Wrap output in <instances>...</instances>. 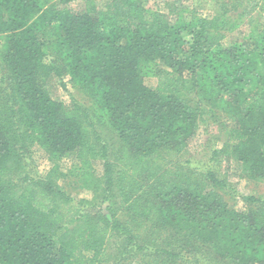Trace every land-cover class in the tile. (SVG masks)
<instances>
[{"label": "trees", "instance_id": "obj_1", "mask_svg": "<svg viewBox=\"0 0 264 264\" xmlns=\"http://www.w3.org/2000/svg\"><path fill=\"white\" fill-rule=\"evenodd\" d=\"M70 1L0 0V264H108L127 253L194 264L204 251L264 264V198L246 195L239 209L211 168L179 163L199 122L220 119L225 139L211 158L264 181V24L241 27L264 0H211L209 15L175 0L168 12L147 0ZM52 75L91 106L54 99L43 85ZM101 128L126 147L127 175L113 173ZM33 146L48 154L43 175L25 168ZM97 152L104 185L87 209L63 189L59 161L74 154V180L96 190L86 165ZM137 238L155 249L131 252Z\"/></svg>", "mask_w": 264, "mask_h": 264}, {"label": "rangeland", "instance_id": "obj_2", "mask_svg": "<svg viewBox=\"0 0 264 264\" xmlns=\"http://www.w3.org/2000/svg\"><path fill=\"white\" fill-rule=\"evenodd\" d=\"M174 0H147V4L159 8L161 11L168 12V4H171ZM176 5L179 7H188L195 9L197 14L201 15H209L211 13L212 7L216 6L214 2L211 0H203L202 4L196 7V3L194 0H175ZM67 6L71 8H84L86 7V0H71ZM211 11V12H210ZM251 23L247 24L245 21L241 27L244 29L246 33L247 30L255 25L256 28L259 24H264V10H257L251 15ZM242 33L240 32L239 28L231 32L228 38L225 40V44L227 45L231 39L240 38ZM4 70L0 67V77L3 75ZM68 77L63 76L58 78L56 76H50L48 80L43 81V85L45 90H47L50 95L54 98L59 100L61 103L69 105L73 99L80 102V104L86 105L88 107L91 106V102L87 98V96L83 92H76L70 84L67 82ZM148 84H153L154 79L148 78ZM62 83H65L63 85ZM91 113V112H90ZM223 120L217 119L216 122L205 124L203 121H200L198 124V128L194 136L190 139L187 148L181 153L179 158V163H182L185 166L194 167L197 170H204V168L209 167L211 170L217 175V177L222 178L224 182L229 186L224 189L222 192L224 199L232 204L233 206L239 209H246L245 202L242 197L246 195H253L254 197L262 200L264 198V181H252L248 180L235 170V167L229 164L225 160L219 157V159L211 158L213 149L217 150L222 147L224 143L225 135L220 134L218 131V124L220 126H224L225 123L222 122ZM101 134L106 141L107 145V154L108 159L110 161H114L115 166L114 174L118 177V172L125 171L126 167V156L125 153L127 152L126 147L120 142V140L113 136L109 128H101ZM100 141V140H99ZM103 142L100 143L102 145ZM25 168L28 170L30 175L38 176V174L43 175L51 166L50 160L48 159V154L38 146H33L30 149V153L28 157H25ZM215 161V162H214ZM59 162H61L60 167L64 170L67 176L65 175L63 189L67 191V194L74 198V202H78L83 199V201H89L94 203H100L99 195L101 194V186L104 185V179L102 177L104 173V159L100 152H97L95 156H90L86 168L90 172V178L93 181H97L99 185H96V190L94 189H84L85 186L82 188L78 186L80 183L79 181L74 180V176L71 175L73 171V167L80 166V160L77 159L74 154H71L68 157H64ZM84 169V168H83ZM126 175H127V171ZM77 182V183H76ZM61 183V182H60ZM119 199L120 197L117 196ZM116 198V199H117ZM92 204H89L87 209L92 208ZM247 204V203H246ZM95 206V204H93ZM107 205V202H104L102 206ZM128 219L129 215L126 214L124 219ZM136 243H141V245L146 246L148 250L152 252L155 249V245L151 244L148 240L145 243L141 242L140 239H134L130 245L128 246L131 249V252L135 251ZM190 257V256H189ZM196 257L198 260L194 262V264H227L224 263L223 260L220 258L214 257L212 254L208 255L205 251L202 254L196 253ZM140 264L139 261L133 259L130 254H124L123 260L121 261H114L112 259L109 260L108 264ZM180 264H191L186 259Z\"/></svg>", "mask_w": 264, "mask_h": 264}]
</instances>
